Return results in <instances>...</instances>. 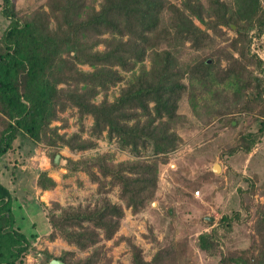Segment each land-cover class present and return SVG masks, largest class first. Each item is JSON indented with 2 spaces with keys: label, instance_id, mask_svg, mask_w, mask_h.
<instances>
[{
  "label": "trees",
  "instance_id": "1",
  "mask_svg": "<svg viewBox=\"0 0 264 264\" xmlns=\"http://www.w3.org/2000/svg\"><path fill=\"white\" fill-rule=\"evenodd\" d=\"M207 4L202 0H181L180 4L173 0H101L96 6L93 0H46L22 13L14 0H2V13L10 22L0 37V160L16 138L24 135L45 143L52 166H61L65 159L63 166L69 173L84 171L98 183L100 196L93 204L61 206L54 202L60 211L48 215L52 240L61 237L79 250H90L84 257L63 251L58 257L67 264H100L105 258L102 241L114 237L125 209L138 212L155 196L160 167L181 141L172 125L180 115L184 93L197 102L210 91L223 105L217 109L220 114L257 112L258 128L242 131L233 150L251 152L264 134V60L250 47L252 30L264 33V5L261 0H235V5L207 0ZM165 11L169 12L167 25L162 24ZM232 24L235 36L229 47L218 51L213 63L205 57L184 68L170 49L161 47L163 42L181 40L200 48L215 35H226L224 27L232 28ZM122 71H134V75L110 100L108 91L124 80ZM100 93L103 98L97 102ZM259 104H263L260 110ZM69 107L77 108L80 123L79 130L71 134L60 132L66 123L53 125ZM87 114L93 116V123L90 136L84 137ZM104 132L138 157L115 161L113 153L103 152L73 159L60 151L63 146L72 151L93 148ZM147 148L152 156L141 158ZM37 184L51 189L56 181L43 170ZM116 186L123 205L107 195ZM14 202L11 190L1 181L0 165V264H24L33 247L30 235L17 223ZM257 229L259 253L239 259L234 253L225 254L219 264H242L241 260L264 264V210ZM215 238L214 231L200 234V249L213 251ZM131 248V264H177L178 254L170 247L157 250L150 260L138 245L132 243ZM44 252L47 261L56 257ZM109 261L106 258L104 264Z\"/></svg>",
  "mask_w": 264,
  "mask_h": 264
},
{
  "label": "rangeland",
  "instance_id": "2",
  "mask_svg": "<svg viewBox=\"0 0 264 264\" xmlns=\"http://www.w3.org/2000/svg\"><path fill=\"white\" fill-rule=\"evenodd\" d=\"M22 13L30 12L46 0H14ZM99 6L101 0H93ZM180 4L181 0H173ZM208 7L207 0H202ZM235 5V0H225ZM264 5V0H261ZM207 19V18H206ZM169 12L162 15V24L167 25ZM196 23L205 25L195 19ZM10 20L2 13L0 0V37ZM226 29V35H215L207 44L194 48L189 41L174 40L163 42L161 47L170 49L184 68H188L200 59L209 57L214 62L218 51L228 46L235 36V26ZM212 33V30L209 29ZM251 51L264 60V33L257 29L251 32ZM229 47V46H228ZM103 49V45H99ZM213 54V57L210 55ZM150 65L149 60L146 61ZM223 65L226 63L222 61ZM90 70L89 65H82ZM137 71V70H135ZM262 75V72H258ZM124 80L108 91L110 100L118 96L120 88L133 77L134 71H122ZM189 82L188 77L185 78ZM223 88L224 84H220ZM231 90V89H230ZM100 93L96 97L99 102ZM192 101L189 93H184L179 102L178 119L173 129L181 136L177 149L169 153L168 162L160 167L158 188L155 196L138 212L125 209L120 226L112 239L103 240L105 258L110 264H131V244L138 245L147 260L161 248L170 247L178 254L177 264H219L222 255L234 253L236 257L250 258L259 253L260 236L257 229L258 217L264 210V134L252 151L245 153L233 150L240 141L242 131L256 130L259 117L257 112L234 111L218 113L221 101L213 99L210 91L204 92L198 101ZM263 107L259 104L258 110ZM66 123L60 132L71 134L79 130L80 123L76 107H69L61 113V119L53 125ZM84 137H89L93 116L83 118ZM47 146L43 142H34L19 135L13 147L1 156V181L15 197L14 214L20 228L30 235L32 248L24 257V264H46L48 250L53 256H61L63 251L72 250L76 256L84 257L90 250L82 251L65 239L50 238L52 231L49 222L51 211L58 213L61 206L93 204L100 196L98 183L90 180L87 173L78 171L69 173L61 161L54 167L46 154ZM65 157L79 159L83 156H95L103 152L114 155L115 161L136 159L138 156L128 147H123L114 138L104 132L96 139V146L86 150L60 148ZM151 148L142 151L141 158H150ZM219 163L221 169L213 170ZM47 170L56 181L51 189H42L37 180L40 173ZM109 198L123 205L118 186L107 193ZM212 217V218H211ZM224 217H227L225 220ZM216 234V248L207 252L199 247V235ZM35 233V236H31ZM241 263L243 261L241 260Z\"/></svg>",
  "mask_w": 264,
  "mask_h": 264
},
{
  "label": "water",
  "instance_id": "3",
  "mask_svg": "<svg viewBox=\"0 0 264 264\" xmlns=\"http://www.w3.org/2000/svg\"><path fill=\"white\" fill-rule=\"evenodd\" d=\"M232 25L235 26L234 24ZM212 168L215 172H218L221 169V166L219 163H215ZM46 264H67V263L63 259L56 256L51 258Z\"/></svg>",
  "mask_w": 264,
  "mask_h": 264
}]
</instances>
